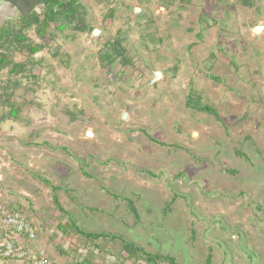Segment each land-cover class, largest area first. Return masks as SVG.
Listing matches in <instances>:
<instances>
[{
	"label": "rangeland",
	"instance_id": "rangeland-1",
	"mask_svg": "<svg viewBox=\"0 0 264 264\" xmlns=\"http://www.w3.org/2000/svg\"><path fill=\"white\" fill-rule=\"evenodd\" d=\"M76 11L85 31L58 20L39 33L19 23L39 0H0L12 35L0 50V202L34 228L24 247L54 264H117L118 244L57 231L66 218L43 178L84 232L179 264H264V30L251 33L264 0H78ZM116 41L125 64L104 59Z\"/></svg>",
	"mask_w": 264,
	"mask_h": 264
},
{
	"label": "trees",
	"instance_id": "trees-1",
	"mask_svg": "<svg viewBox=\"0 0 264 264\" xmlns=\"http://www.w3.org/2000/svg\"><path fill=\"white\" fill-rule=\"evenodd\" d=\"M39 2L41 4V13L39 15L33 13L31 15L21 17L19 19V23L21 24L22 28H26L30 25H35L39 27L40 33V31H43L46 26H49V24L56 23L58 20H60V26L62 28L61 30H63L64 28L71 29L75 32H83L86 30L87 25L85 21L76 11L78 0H39ZM241 2L245 6H250L253 0H241ZM11 37V30L9 28L6 27L0 30V50L3 48V44L9 41ZM13 38L16 43L26 41L18 34H16ZM120 43V41H116L110 45V51L104 55V59L106 62H112L115 59L119 58L122 63H127L125 49L121 46ZM28 50L31 54H35L39 51V47H28ZM6 66L7 57L5 54L0 52V70L5 68ZM21 68L22 67L19 64H14L11 69L12 73L18 72V70H20ZM187 106L197 112L208 113L219 120L216 111L211 106L201 103V101L197 97L190 95L187 99ZM40 179L51 191V201L54 208L62 217H64V219L66 218L62 225L58 224L56 227L57 231L60 232L63 236L67 234H73L88 241L89 243L102 242L118 244L119 249L116 255L117 264H179L177 260L169 254L147 251L143 247L125 240L121 236L114 235L108 232H84L77 226L71 215L61 206L57 196V192L60 190V188L58 186L52 185L50 182L43 178ZM125 202L129 212L132 214L134 219L139 220L138 211L134 203L129 199H125ZM23 237L26 238L25 236ZM60 253L62 252L60 251ZM76 264H89V262L87 260H83L82 262H77Z\"/></svg>",
	"mask_w": 264,
	"mask_h": 264
},
{
	"label": "built area",
	"instance_id": "built-area-1",
	"mask_svg": "<svg viewBox=\"0 0 264 264\" xmlns=\"http://www.w3.org/2000/svg\"><path fill=\"white\" fill-rule=\"evenodd\" d=\"M0 229L5 235L4 241L0 243V262L54 264L42 253H35L18 242L20 236H25L28 241H33L36 232L22 212L8 210L2 202H0Z\"/></svg>",
	"mask_w": 264,
	"mask_h": 264
},
{
	"label": "water",
	"instance_id": "water-1",
	"mask_svg": "<svg viewBox=\"0 0 264 264\" xmlns=\"http://www.w3.org/2000/svg\"><path fill=\"white\" fill-rule=\"evenodd\" d=\"M137 12H139V9L138 8H134L133 9V13H137ZM263 30H264V26H255V27H253L251 29V33L253 35H259ZM99 34H100V31L97 30V29H93L92 32H91V36L92 37H96ZM34 57H37V54H34ZM161 76H162V74L160 72H153L152 73V79H151L150 83L158 81L161 78ZM262 81L264 83V75L262 76ZM126 116H127L126 113H123L122 116H121V120L124 121L126 119ZM192 136L195 137L196 133H193ZM86 137L92 138L93 137V133L91 131H87L86 132Z\"/></svg>",
	"mask_w": 264,
	"mask_h": 264
},
{
	"label": "crops",
	"instance_id": "crops-1",
	"mask_svg": "<svg viewBox=\"0 0 264 264\" xmlns=\"http://www.w3.org/2000/svg\"><path fill=\"white\" fill-rule=\"evenodd\" d=\"M4 239H5V235H4V233H2V235H0V243H2L3 241H4ZM16 240V239H15ZM18 242H20V243H22L23 244V246H24V241H23V236H20V237H18ZM6 264H20V263H18V262H14V261H4Z\"/></svg>",
	"mask_w": 264,
	"mask_h": 264
}]
</instances>
